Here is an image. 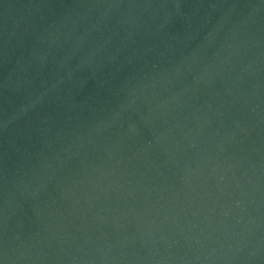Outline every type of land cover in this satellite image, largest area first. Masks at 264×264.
I'll use <instances>...</instances> for the list:
<instances>
[{
	"label": "water",
	"instance_id": "obj_1",
	"mask_svg": "<svg viewBox=\"0 0 264 264\" xmlns=\"http://www.w3.org/2000/svg\"><path fill=\"white\" fill-rule=\"evenodd\" d=\"M0 264H264V0H0Z\"/></svg>",
	"mask_w": 264,
	"mask_h": 264
}]
</instances>
